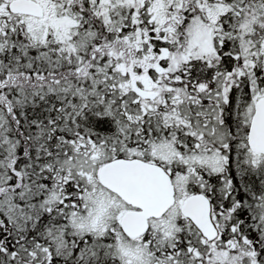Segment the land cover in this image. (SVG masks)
I'll return each instance as SVG.
<instances>
[{
    "label": "snow or ice",
    "instance_id": "1",
    "mask_svg": "<svg viewBox=\"0 0 264 264\" xmlns=\"http://www.w3.org/2000/svg\"><path fill=\"white\" fill-rule=\"evenodd\" d=\"M0 264H264V0H0Z\"/></svg>",
    "mask_w": 264,
    "mask_h": 264
}]
</instances>
